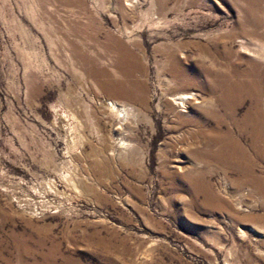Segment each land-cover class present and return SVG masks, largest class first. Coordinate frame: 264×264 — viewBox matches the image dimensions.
Masks as SVG:
<instances>
[{
  "label": "rangeland",
  "instance_id": "374dc122",
  "mask_svg": "<svg viewBox=\"0 0 264 264\" xmlns=\"http://www.w3.org/2000/svg\"><path fill=\"white\" fill-rule=\"evenodd\" d=\"M0 264H264V0H0Z\"/></svg>",
  "mask_w": 264,
  "mask_h": 264
},
{
  "label": "bare ground",
  "instance_id": "6f19581e",
  "mask_svg": "<svg viewBox=\"0 0 264 264\" xmlns=\"http://www.w3.org/2000/svg\"><path fill=\"white\" fill-rule=\"evenodd\" d=\"M189 98H191V96L186 95V94H180L177 97H174V99H178L176 103L178 104H183L185 103L186 100H188ZM124 110V109H123Z\"/></svg>",
  "mask_w": 264,
  "mask_h": 264
}]
</instances>
